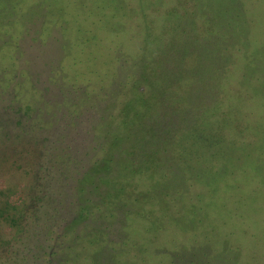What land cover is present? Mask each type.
<instances>
[{"label": "rangeland", "instance_id": "obj_1", "mask_svg": "<svg viewBox=\"0 0 264 264\" xmlns=\"http://www.w3.org/2000/svg\"><path fill=\"white\" fill-rule=\"evenodd\" d=\"M6 1L126 125L131 161L60 264H264V0Z\"/></svg>", "mask_w": 264, "mask_h": 264}, {"label": "trees", "instance_id": "obj_2", "mask_svg": "<svg viewBox=\"0 0 264 264\" xmlns=\"http://www.w3.org/2000/svg\"><path fill=\"white\" fill-rule=\"evenodd\" d=\"M3 2L8 16L2 9L0 27L14 29L0 31V264H60L62 249L80 236L97 204L105 206L101 199L121 175L114 177L113 165L131 161L117 151L126 138L115 128L126 125L122 110L115 117L104 97L91 108L89 87L102 84L78 69L69 74L66 62L77 63L55 51L52 57L47 41L31 40V25L14 27L20 7ZM63 103L58 117L44 111L46 104ZM62 126L68 132L58 133ZM81 126L83 138L77 132ZM135 188L125 195L135 197ZM116 192L124 195L125 187Z\"/></svg>", "mask_w": 264, "mask_h": 264}]
</instances>
